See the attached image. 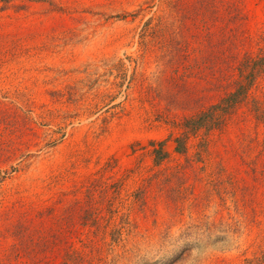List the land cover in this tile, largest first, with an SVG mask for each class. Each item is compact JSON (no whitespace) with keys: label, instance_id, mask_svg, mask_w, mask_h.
<instances>
[{"label":"rangeland","instance_id":"rangeland-1","mask_svg":"<svg viewBox=\"0 0 264 264\" xmlns=\"http://www.w3.org/2000/svg\"><path fill=\"white\" fill-rule=\"evenodd\" d=\"M263 48L264 0L1 2L0 264H61L70 244L87 264H264V202L213 186L219 173L251 183L264 158L251 104L189 138L199 178L136 198L147 178L187 166L178 124ZM250 94L264 104V75ZM159 143L169 158L157 166Z\"/></svg>","mask_w":264,"mask_h":264},{"label":"trees","instance_id":"trees-1","mask_svg":"<svg viewBox=\"0 0 264 264\" xmlns=\"http://www.w3.org/2000/svg\"><path fill=\"white\" fill-rule=\"evenodd\" d=\"M1 2L9 3L10 0H0V3ZM238 70L240 73V80L234 79L232 81L234 88L226 92L219 102L210 105L208 108L199 112L195 116L185 118L178 124L183 129V133L181 136L179 135V137L175 138V143L177 145L176 152L187 156L189 149L188 140L190 137L197 136L202 130H204L206 134H210L216 130H223L227 124L238 115L244 106H249L250 104V111L253 112L252 114H254L258 123H262L264 125V104L256 98H251L250 94V91L255 86L257 80L264 75V48L260 49V53L257 55L246 56L244 61L240 63ZM1 110L13 119H17L19 121L21 120V116L18 113H12L3 108ZM24 120L26 124L31 121V119L27 117ZM153 147L152 154L155 156L156 165L159 166L169 158V152L166 150L164 143H159L158 147L153 144ZM261 159L264 160V158L257 157L253 161L254 165L252 163L253 166H251L250 173H248L249 178L252 180L251 183L241 185L240 180H238L237 177L228 175L223 176L219 173L216 175L213 186L216 187L218 192L228 188L234 192V195H237L238 191L242 192L243 199L241 202H243V206H246L247 208L250 204H254L255 196L257 195L258 204L262 206L264 202V167L260 163ZM186 160L187 166L179 169L177 168L170 177H168L167 174L163 177V171H160L147 178L144 185L140 188L136 195L137 200L141 201L143 206H146L148 204V194L150 190L159 185L162 180L171 182L174 178L181 180L180 182L183 186H187L190 179L189 170H193L197 178V168H195L194 162L191 161L188 156ZM238 202L240 201L238 200ZM169 207L170 209L177 210L175 206L170 205ZM251 210L255 214L258 212L256 208H252ZM260 211L264 213V206L260 208ZM50 215L51 213L49 211L48 216ZM101 219V216H94L93 214L91 222L87 220L86 225L95 228L96 231H94L99 233L104 228ZM50 243L51 240L49 241L48 239V245ZM66 248V252H63L64 255H62L63 262L61 264L88 263V256L84 253V251L74 248L71 244L67 249Z\"/></svg>","mask_w":264,"mask_h":264}]
</instances>
